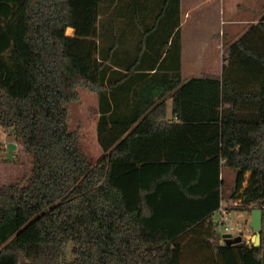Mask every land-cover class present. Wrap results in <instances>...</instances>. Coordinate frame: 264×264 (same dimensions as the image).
Here are the masks:
<instances>
[{
    "label": "trees",
    "instance_id": "obj_1",
    "mask_svg": "<svg viewBox=\"0 0 264 264\" xmlns=\"http://www.w3.org/2000/svg\"><path fill=\"white\" fill-rule=\"evenodd\" d=\"M149 3L0 0V127L33 158L29 173L0 186V264H220L229 251L237 264H264V14L229 44L220 74L184 82L164 72L181 56L178 28L167 50L142 52L152 65L118 61V16L135 11L146 26L138 13ZM159 7L179 11L180 0ZM81 88L97 99L95 162L68 123ZM216 160L236 170L232 198L262 210L260 247L222 244L210 215L223 179L193 189ZM162 163L146 184L147 167ZM180 164L194 167L187 183ZM178 195L201 200L203 214L176 234L153 229L163 201Z\"/></svg>",
    "mask_w": 264,
    "mask_h": 264
},
{
    "label": "rangeland",
    "instance_id": "obj_2",
    "mask_svg": "<svg viewBox=\"0 0 264 264\" xmlns=\"http://www.w3.org/2000/svg\"><path fill=\"white\" fill-rule=\"evenodd\" d=\"M211 5H214L213 11L211 14L206 16V20L210 27H215L217 33L215 34L217 38H219L220 43L223 44L225 37L223 33L230 28L227 22H223L222 20H229L230 15L233 14L234 11V19L240 20L245 19L249 21L245 25L243 24V29L238 28V38L247 32L246 29L249 30L252 25L257 24L260 21L261 15H254L256 13L264 12V0H214ZM206 7V6H205ZM235 8V9H233ZM261 8V9H260ZM260 9V12L258 11ZM262 14V13H261ZM224 24V25H223ZM238 24V23H236ZM234 26H237V25ZM242 26L239 24V27ZM235 28V27H234ZM246 30V31H245ZM244 32V33H243ZM68 35H73V30H66ZM242 33V35H241ZM237 38V39H238ZM236 39V40H237ZM232 43V42H231ZM219 51L221 52V63H225L224 57L227 52V48L222 46ZM98 108L95 101V95L93 92H90L88 89H79V98L72 102L69 105V127L71 130H75L79 132L80 142L85 153L90 157L92 161H97L102 155V148L97 142L96 135V123L98 118ZM0 141L5 140L8 141V150L2 151L0 153V186L5 184H11L16 182L18 179H21L26 173H29L32 169L33 158L28 155L23 146L18 149V157L17 159L12 158L11 153L14 146L10 143V141L15 140V136L8 132L7 130H3L0 127ZM18 143L22 144L21 141ZM219 167V175L216 177V170ZM166 165H149L147 167V174L145 176V183L148 184L153 179L154 176L159 175L161 172L166 170ZM215 168V169H214ZM194 167L189 165H179L176 168L175 174L181 177L186 183L189 182L191 177L194 175ZM223 179V184L221 186L223 190V199L221 200L220 207H223L227 212H232V216L224 225H219V220L221 217L220 207L211 213L210 219L215 224L216 229L220 232V229L223 230L224 226L227 224L230 225H241L244 229V239L243 245H247L250 248L253 246L251 241V236L254 234L250 230V220H251V211L249 209H245L243 204H241L238 200L232 198L235 187H236V170L229 167H220V161H211V163H206L203 167V179L202 183L199 186L194 187L200 188V191L204 189L207 190L212 183H215L218 179ZM144 180V178H143ZM167 194L169 193L168 191ZM171 199V198H170ZM202 202L198 200V203ZM206 203L207 201L204 200ZM161 203V201H160ZM194 201H190L185 199L184 203H180L179 206H183L181 209L177 206L178 209L170 208V205L166 207H160V212L155 216L154 220H161V222L166 221L170 217L179 221L178 225H167L170 229L171 233L176 234L177 232L183 231L188 228L191 224L190 221H193L196 214L186 213L188 207H192ZM214 204V203H213ZM222 204V206H221ZM210 207V205H208ZM207 207V208H208ZM194 209V208H193ZM167 211V213H166ZM197 211V210H195ZM207 212V210H206ZM241 213V216H240ZM237 215V216H236ZM236 216V217H235ZM215 220V221H214ZM184 222L183 224H180ZM153 229H156L159 224H155L153 222L150 223ZM222 241V239H221ZM220 264H237L238 258L237 255L234 257V254H231L229 251L225 256L219 260ZM218 264V262H216Z\"/></svg>",
    "mask_w": 264,
    "mask_h": 264
},
{
    "label": "crops",
    "instance_id": "obj_3",
    "mask_svg": "<svg viewBox=\"0 0 264 264\" xmlns=\"http://www.w3.org/2000/svg\"><path fill=\"white\" fill-rule=\"evenodd\" d=\"M161 1L163 0H149V5L152 9L139 11L138 15L142 16V20L145 22L146 26H141L137 19L136 21H133V18L137 15L135 11L132 13H130V10L126 9L121 11L122 15L118 16V25L115 30L116 38L114 39L116 42L115 47L119 49L120 57L118 58V61L120 64L126 66L138 63H143L146 66L152 65L154 60H141L142 52L144 50H148L149 48H162V46L164 50H167L171 44V39L175 33L174 31L178 28L181 37V56L180 58L176 54L170 56L166 63L168 67L164 72L170 73L179 70L184 82L206 74H220L222 67L226 62L222 65L220 59L221 52L219 49L222 46L227 48L231 42H234L238 38V28L240 30L243 29V24L245 25L249 21L245 19H234V11L233 14L230 15L229 20H222V23L227 22L230 26V28L227 31L225 29L223 33L225 39L222 44L220 43L219 38L215 35L217 33L215 27H210L208 21L206 20V16L211 14L213 11L214 5H211V3L214 0H180L179 11H176L175 8L161 11L159 7ZM153 6L155 7L153 8ZM260 9L258 10L259 12ZM261 13H256L254 15L258 14L262 17L264 12L261 11ZM130 18H132V20H130ZM235 24L237 26H234ZM239 24L242 26L239 27ZM112 42L113 37H110L109 44L112 45ZM157 64H159L158 61L156 62V65ZM117 69L124 73L129 70L122 67L121 69L120 67H117ZM140 70L143 72H149L150 69ZM131 72L133 73L134 70ZM132 88H134L133 85ZM95 101L97 105L96 95ZM168 102L170 105V97ZM161 165L165 164L162 163ZM185 199L186 198H183L180 195L176 198H167L163 201L165 203V209L171 203L172 205H170V208H172V211L174 209H178L177 206H179L180 203H184ZM193 201L194 203L192 207L189 206L188 210L185 211L184 214L187 212L190 214L193 211V214H195V210H199L200 214H203L205 206H202L200 204L201 202L198 203V200ZM179 207L181 209L183 206ZM197 215L198 212L196 213V216ZM196 216L193 221H190V224L194 222ZM178 222L179 221L170 217V219L168 218L164 222L158 220L156 224L178 225ZM183 223L184 222H181L180 224ZM223 239L224 237L222 236V240Z\"/></svg>",
    "mask_w": 264,
    "mask_h": 264
},
{
    "label": "built area",
    "instance_id": "obj_4",
    "mask_svg": "<svg viewBox=\"0 0 264 264\" xmlns=\"http://www.w3.org/2000/svg\"><path fill=\"white\" fill-rule=\"evenodd\" d=\"M10 143L14 146L12 153H11V156H12V158L17 159V157L19 155L18 149H19V147H22L23 144L18 143V140H16V139L13 141H10ZM8 144H9L8 141H5V140L0 141V153L2 151L8 150ZM23 148H24V146H23ZM220 212H221V217H220V220L218 223H219V225H224L232 216V212H227L225 209H223V207H220ZM220 233L223 237L225 235H231L233 237L242 236V239H244V229L242 228L241 225L227 224L224 226L223 230L220 229Z\"/></svg>",
    "mask_w": 264,
    "mask_h": 264
},
{
    "label": "water",
    "instance_id": "obj_5",
    "mask_svg": "<svg viewBox=\"0 0 264 264\" xmlns=\"http://www.w3.org/2000/svg\"><path fill=\"white\" fill-rule=\"evenodd\" d=\"M250 230L254 234L251 236V241L253 247H260L262 244V235H261V227H262V210L255 209L251 213V220H250ZM222 244H229V245H243L242 236H231L225 235L224 240H222Z\"/></svg>",
    "mask_w": 264,
    "mask_h": 264
}]
</instances>
